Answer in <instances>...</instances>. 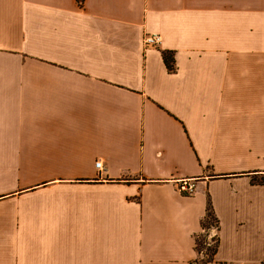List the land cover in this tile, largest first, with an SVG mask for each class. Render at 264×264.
I'll return each instance as SVG.
<instances>
[{
  "label": "crops",
  "instance_id": "obj_1",
  "mask_svg": "<svg viewBox=\"0 0 264 264\" xmlns=\"http://www.w3.org/2000/svg\"><path fill=\"white\" fill-rule=\"evenodd\" d=\"M262 176L264 0H0V264H264Z\"/></svg>",
  "mask_w": 264,
  "mask_h": 264
},
{
  "label": "trees",
  "instance_id": "obj_2",
  "mask_svg": "<svg viewBox=\"0 0 264 264\" xmlns=\"http://www.w3.org/2000/svg\"><path fill=\"white\" fill-rule=\"evenodd\" d=\"M163 56L168 69L173 71L175 69L174 55L165 52ZM253 181L264 184V176L259 179L254 178ZM219 230L220 221L209 200L206 215L202 220V231L195 236V249L198 253V258L194 260V264H208L214 260L220 245ZM212 231L215 232L211 234Z\"/></svg>",
  "mask_w": 264,
  "mask_h": 264
},
{
  "label": "built area",
  "instance_id": "obj_3",
  "mask_svg": "<svg viewBox=\"0 0 264 264\" xmlns=\"http://www.w3.org/2000/svg\"><path fill=\"white\" fill-rule=\"evenodd\" d=\"M161 41H162V37L160 34H158V33H146L144 35V39H143L144 48L148 49V48L158 47L159 44L161 43ZM96 167L98 169H102L103 168V162L100 160L96 161ZM180 191L187 194V195H192L196 191V185L194 183H192L191 181L183 180L181 185H180Z\"/></svg>",
  "mask_w": 264,
  "mask_h": 264
},
{
  "label": "rangeland",
  "instance_id": "obj_4",
  "mask_svg": "<svg viewBox=\"0 0 264 264\" xmlns=\"http://www.w3.org/2000/svg\"><path fill=\"white\" fill-rule=\"evenodd\" d=\"M215 231H212L211 234H213Z\"/></svg>",
  "mask_w": 264,
  "mask_h": 264
}]
</instances>
